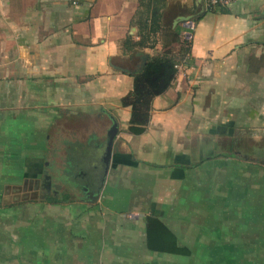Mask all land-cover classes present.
Instances as JSON below:
<instances>
[{
  "label": "crops",
  "instance_id": "1",
  "mask_svg": "<svg viewBox=\"0 0 264 264\" xmlns=\"http://www.w3.org/2000/svg\"><path fill=\"white\" fill-rule=\"evenodd\" d=\"M180 17L190 59L130 134L121 99ZM262 153L264 0H0V264H264ZM42 170L78 196L47 203ZM148 216L189 255L150 250Z\"/></svg>",
  "mask_w": 264,
  "mask_h": 264
},
{
  "label": "trees",
  "instance_id": "2",
  "mask_svg": "<svg viewBox=\"0 0 264 264\" xmlns=\"http://www.w3.org/2000/svg\"><path fill=\"white\" fill-rule=\"evenodd\" d=\"M224 10V9H223ZM222 11V10H221ZM160 15L158 10H153L149 16V24L143 28L146 33H158L160 31ZM142 35L140 41L132 44L127 38L123 44L126 50L141 48L143 45ZM164 44L161 54L151 56L147 59L143 69L134 74L133 89L130 94L121 99V105L130 109L128 132L133 135L142 134L149 121L151 100L163 94L176 74L174 66L184 64L190 59V44L180 40L176 32H165ZM177 45L176 50L172 47ZM50 204H58L60 201L46 198ZM146 237L148 248L152 251L189 255L186 249L176 246L175 237L155 217L146 218Z\"/></svg>",
  "mask_w": 264,
  "mask_h": 264
},
{
  "label": "water",
  "instance_id": "3",
  "mask_svg": "<svg viewBox=\"0 0 264 264\" xmlns=\"http://www.w3.org/2000/svg\"><path fill=\"white\" fill-rule=\"evenodd\" d=\"M188 20H191V19L190 18H186V17L177 18L174 21L173 26L175 27L178 23H183V22H186ZM141 60H142V66L140 67V70L143 69V67L145 66V63H146L147 59H146V57H142ZM116 134H117L116 124H112V126L110 127V129L107 132V142H106V147H105V152H104V157H103L104 178L101 180V186L96 191L95 194H92V193H87L86 194V198H87L86 201L89 202V203H95L98 200V198H99V194L101 192L102 185L104 184V181H105L104 179H105L106 173L108 171L112 145H113L114 138L116 137ZM45 175H47V174L45 173ZM62 185H63V189H64L65 187L69 188L71 184L68 182V183H64ZM59 188H61V185L55 186V189L58 190Z\"/></svg>",
  "mask_w": 264,
  "mask_h": 264
},
{
  "label": "built area",
  "instance_id": "4",
  "mask_svg": "<svg viewBox=\"0 0 264 264\" xmlns=\"http://www.w3.org/2000/svg\"><path fill=\"white\" fill-rule=\"evenodd\" d=\"M203 4L204 10L206 12H219L223 9L230 7V5L234 2V0H200ZM195 22L193 20H188L186 22L181 23V33H180V40L184 43H191L192 36L195 30ZM184 66L178 64L174 66L176 73L180 71V68ZM177 76L175 74L174 78ZM172 80V81H173Z\"/></svg>",
  "mask_w": 264,
  "mask_h": 264
},
{
  "label": "flooded vegetation",
  "instance_id": "5",
  "mask_svg": "<svg viewBox=\"0 0 264 264\" xmlns=\"http://www.w3.org/2000/svg\"><path fill=\"white\" fill-rule=\"evenodd\" d=\"M45 173L47 175H45ZM40 176L42 177V185L39 189L40 197L42 199L52 198V197H57V196L61 197V194L63 193V189L59 188L57 190V189H55V186H59V185L64 184V183H68L65 181L66 179H64V181H62V183H58V184L54 183L52 181L51 177L48 175L47 171H45V170H42L40 172Z\"/></svg>",
  "mask_w": 264,
  "mask_h": 264
},
{
  "label": "rangeland",
  "instance_id": "6",
  "mask_svg": "<svg viewBox=\"0 0 264 264\" xmlns=\"http://www.w3.org/2000/svg\"><path fill=\"white\" fill-rule=\"evenodd\" d=\"M262 154H263V157H264V153H262ZM263 157L260 158V157H258V156H256L254 154V155H251L249 158H250L251 162L264 166V158ZM51 160H52V163H51L52 165L62 166V163L60 162V160H59L58 163H55V161H56L55 158L51 159ZM63 193H64V196H68L69 198L74 197V196H76V197L78 196L76 193L73 196V194H71V191L67 187L64 188ZM120 194H121V196H126V198H127V197H130V196H134L135 192L130 187H128V188H126L125 191H123V192L120 191Z\"/></svg>",
  "mask_w": 264,
  "mask_h": 264
}]
</instances>
